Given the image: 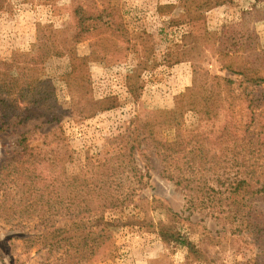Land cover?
<instances>
[{
	"label": "rangeland",
	"instance_id": "1",
	"mask_svg": "<svg viewBox=\"0 0 264 264\" xmlns=\"http://www.w3.org/2000/svg\"><path fill=\"white\" fill-rule=\"evenodd\" d=\"M76 7H113L112 18L104 16L93 34L77 41ZM118 23L127 31L114 34L107 27ZM40 31L63 51L39 72L60 107V126L30 119L0 131V166L16 156L21 133L30 131L43 176L68 180L85 174L92 180L104 170L103 161L135 137L139 117L173 109L196 79L219 75L234 81L236 93L264 94V84L239 85L242 76L224 66L237 51L263 57L264 0H0V60L31 52ZM235 102L244 108L242 99ZM198 116L185 112L183 128L197 125ZM174 135L170 128L161 133L169 141ZM135 155L149 175L146 183L129 205L105 212L117 223L104 251L85 264H264V195L230 222L227 212L219 213L228 209L225 204L188 203L184 191L164 177L152 145L135 142ZM160 228L179 230L196 250L167 245ZM23 235L0 218V264H40L43 250Z\"/></svg>",
	"mask_w": 264,
	"mask_h": 264
},
{
	"label": "trees",
	"instance_id": "2",
	"mask_svg": "<svg viewBox=\"0 0 264 264\" xmlns=\"http://www.w3.org/2000/svg\"><path fill=\"white\" fill-rule=\"evenodd\" d=\"M112 13L113 7L95 11L76 7L75 40L93 34L99 21L104 16L112 18ZM107 27L114 34L127 31L123 23ZM37 39L31 52H15L9 60H0V131L30 119L56 121V128L60 126V107L39 72L49 57L63 51L43 31ZM262 53L259 58L237 51L224 66L242 76L239 85L261 86ZM233 83L219 75L196 79L177 97L173 109L139 117L132 130L135 137L131 135L106 158L101 164L104 170L92 180L85 174L68 180L43 176L38 167L40 153L29 141L30 131L21 133L20 151L0 166V218L23 230L22 238L43 250L40 264L88 263L104 251L117 223L106 219L105 212L129 205L136 189L146 183L149 175L140 169L135 155V142L145 141L159 158L164 177L184 191L188 203L197 200L202 207L215 208L219 202L228 208L219 213L227 212L230 222L239 220L251 200L264 195V94L236 93ZM237 98L244 101V108L235 102ZM96 104L104 108L101 102ZM187 111L199 114L198 124L189 130L183 128ZM167 128L175 131L171 141L161 136ZM158 234L167 245L178 243L190 252L196 250L179 230L160 228Z\"/></svg>",
	"mask_w": 264,
	"mask_h": 264
}]
</instances>
